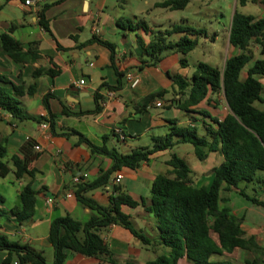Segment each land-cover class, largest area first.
I'll return each instance as SVG.
<instances>
[{
	"label": "crops",
	"instance_id": "crops-1",
	"mask_svg": "<svg viewBox=\"0 0 264 264\" xmlns=\"http://www.w3.org/2000/svg\"><path fill=\"white\" fill-rule=\"evenodd\" d=\"M53 1L34 0L35 4L30 6L20 0L6 3L0 0V32L14 26L11 35L21 42L24 50L36 41L39 56L33 62L24 64L0 56V74L15 84L34 86L32 94L19 97L25 118H13L0 110V138L7 151L3 160L7 158L8 161L10 155L17 153L27 138H32L40 147L39 151L32 147L37 155L30 164L36 170L31 183L36 191L35 211L22 221L5 213V210L20 204V189L30 179L23 175L18 179V186L12 190L8 188L6 195L0 192L3 198L0 200V232L11 240L40 251L45 261L50 263L52 246L47 239L50 222L66 214L85 222L92 213L75 198L74 184L95 179L114 163L110 156L91 151L86 142L70 133L71 130L81 133L94 146L104 145L117 155H123L151 146L153 137L168 132L172 120L177 125L195 126L197 133L203 135L212 124L211 118L220 120L228 112L222 95L214 94L193 106L191 111L176 108L177 100L185 96L178 93L170 76L189 77L198 61L190 64L186 59V65L181 66L179 58L182 55L174 49H164L156 60L145 55L143 48L154 38V33H145L140 28L125 30L117 25V20H128L132 16V12L127 10L128 0H62L52 3L45 11L48 33L37 25L36 12L39 4ZM36 2H39L38 5ZM156 3L152 6L155 7ZM132 17L136 20V16ZM228 30L226 45L231 52L229 57L239 50L229 44ZM93 37L114 45L113 62L110 50L97 40L84 44ZM178 37L179 34H172L167 39L175 41ZM253 52L254 58L260 57L255 54V49ZM226 58L223 57L218 66L221 69ZM48 68L55 70L53 76L45 73L36 77L32 75L36 69L45 71ZM246 68L240 73L241 80L245 78ZM115 70L122 73L120 82ZM127 75L138 80L135 86H130ZM79 80H83V83L79 84ZM259 81L262 86L261 100L255 101L257 105H254L264 111V74L259 76ZM103 83L111 89L101 87ZM159 89L163 90L161 97L143 102L145 96ZM95 92L101 97L99 112L79 117L61 113L63 106L71 111L92 110L96 105L93 97ZM109 92L113 93V97L109 96ZM44 95H48V106L43 104ZM157 101L161 103L160 106L155 105ZM50 114L53 115L52 123L49 121ZM200 123L202 131L198 129ZM119 133L123 139L119 138ZM186 143H178L168 151L158 152L136 168L122 166L110 174L106 185L84 193L98 204L106 205L109 196L114 194L113 187L117 185L121 192L138 203L135 207L122 205L120 209L129 216L134 228L140 230L149 241L142 243L120 225L107 226L100 233L115 260L144 264L150 259L147 258L152 245L156 248L161 245L154 217L145 211L143 204L149 203L150 187L155 175L170 168L166 164L169 153ZM222 160L219 151H210L203 160H199L200 166L195 169L189 166L194 185H207L210 181L209 170ZM116 174L121 175L118 183L113 182ZM240 187H244L246 193L249 187L253 194L248 195L264 200V185L241 183ZM10 192H13V197L8 195ZM220 196L226 200L235 218L240 220L243 237L253 239L260 249L235 248L231 252L211 255L210 261L264 264V206L251 201L235 188L222 190ZM49 198L51 202L47 203ZM5 256L6 252L0 250V264H3ZM255 257L257 260H252ZM99 260L105 259L68 251L64 264H97ZM177 264L191 263L180 259Z\"/></svg>",
	"mask_w": 264,
	"mask_h": 264
},
{
	"label": "trees",
	"instance_id": "trees-1",
	"mask_svg": "<svg viewBox=\"0 0 264 264\" xmlns=\"http://www.w3.org/2000/svg\"><path fill=\"white\" fill-rule=\"evenodd\" d=\"M2 1L6 3L10 0ZM59 1L62 0L39 5V2H36L39 7L36 23L48 33L45 11L52 3ZM187 3L188 0H163L157 2L155 7L174 10L185 7ZM238 3L244 5L246 0H238ZM126 21L127 25L124 21L117 20V25L125 30L140 28L145 33H154V38L143 48L145 55L156 60L164 49H174L182 55L179 58L181 66L186 65L185 55L195 47L197 35H206L204 28L195 29L182 24H173L168 29L152 30L145 21ZM13 27L9 26L6 31L0 32V56H5L17 64L33 62L39 57L36 41L24 50L21 42L11 35ZM172 34H179V37L175 41L168 40ZM93 40L97 39L93 37L84 44ZM97 41L110 50L113 62L114 45L105 40ZM228 42L239 52L227 57L222 69L198 61L189 77L170 76L177 86L178 93L185 96L175 104L180 110L191 111L193 106L208 99L211 94L222 95L228 112L220 120L211 118L212 124L206 128L203 135L197 133L195 126L177 125L172 120L168 132L153 137L151 146L138 148L123 155H117L104 145L94 146L81 133L71 130L70 133L77 135L78 140L86 142L91 151L110 156L114 160L112 167L101 171L95 179L73 186L77 201L92 211L90 217L85 222H80L66 214L50 222L47 239L52 246L51 263L45 261L40 251L11 240L0 232V250L6 252L2 263L10 264L16 258L21 264H64L67 252L71 251L105 259L99 260L97 264H134L131 261L115 260L100 232L111 224H117L129 230L142 243H148L147 237L134 228L129 216L120 209L122 205L135 207L138 203L128 194L121 192L117 185L113 187L114 194L109 196L106 205L98 204L84 193L106 185L110 174L116 169L122 166L136 168L154 154L168 151L183 142L193 146V152L199 160H203L210 151H219L223 160L209 170V183L197 186L193 183L188 163L175 153H169L166 164L170 168L155 175L150 187L149 203L143 204L145 211L154 217L157 237L161 244L169 248V252L167 256L157 255L151 260H146L144 264H177L180 259H185L191 264H230L227 261H210V256L231 252L235 248L252 247L255 251L259 250L253 239L243 237L240 220L231 213L220 192L235 188L251 201L264 206V200L248 195L245 188L240 187L241 183L264 185V111L254 105L255 101L261 100L262 86L259 76L264 74V56L261 57L264 54V15L242 14L235 9L230 20ZM253 44L259 48L260 57L254 58ZM246 66L245 78L241 80L240 73ZM115 71L120 82L122 73ZM41 73L53 76L55 70L36 69L32 75L36 77ZM102 86L111 89L106 83L101 84ZM33 91L34 86L15 84L0 74V110L13 118H25L19 97L32 94ZM162 91L159 89L148 94L143 102L148 103L161 97ZM93 97L96 105L92 110L71 111L63 106L61 113L77 117L97 113L100 110L101 97L97 92ZM47 98L48 95H44L42 99L45 106H48ZM49 121H53L52 114ZM34 145L35 141L27 138L17 153L10 155L9 160L5 161L3 159L7 156V151L4 141L0 140V176L4 177L12 171L17 179L23 175L30 178L20 189V204L5 210V213L12 215L17 221L31 217L35 211L36 191L31 183L36 170L30 166L37 155L32 151ZM0 200H3L2 196ZM247 264L252 263L249 261Z\"/></svg>",
	"mask_w": 264,
	"mask_h": 264
},
{
	"label": "rangeland",
	"instance_id": "rangeland-1",
	"mask_svg": "<svg viewBox=\"0 0 264 264\" xmlns=\"http://www.w3.org/2000/svg\"><path fill=\"white\" fill-rule=\"evenodd\" d=\"M159 1L163 0H128L127 10L132 12V16H136L137 21H145L147 25L155 29H168L173 24L187 25L195 29L204 28L206 35L198 34L195 47L185 56L190 64L203 61L219 66L222 58L228 57L231 52L227 50L226 45L227 30L235 9L242 14L264 15V0H246L244 5H240L238 0H188L185 7L174 10L152 6ZM132 16L128 20L136 21ZM123 21L125 25L128 24L126 19H123ZM252 47L256 51L255 54H259V48L254 44ZM3 58L10 60L5 56ZM254 104L257 105V103ZM201 127L202 124L200 123L198 126L199 131H202ZM172 152L185 159L191 168L195 169L198 165L200 166V161L195 156L191 144L179 145V147L173 148ZM15 186H18V179L12 172H9L5 177L0 176L1 193L6 195L5 192L8 191V188L12 190ZM247 189V193L253 194L249 187ZM8 195L13 197V192ZM168 252L169 248L163 244L157 248L152 245L147 259L150 258L149 260H151L157 255L167 256ZM136 263L134 262V264Z\"/></svg>",
	"mask_w": 264,
	"mask_h": 264
},
{
	"label": "built area",
	"instance_id": "built-area-1",
	"mask_svg": "<svg viewBox=\"0 0 264 264\" xmlns=\"http://www.w3.org/2000/svg\"><path fill=\"white\" fill-rule=\"evenodd\" d=\"M24 4H25V5H30V6H32V5L35 4V2H34V0H24ZM127 78H128L129 81H130V86H135L136 83L138 82V80H137L136 78H133L131 75H127ZM78 83H79V84H82V83H83V80H79ZM109 96L113 97V93H112V92H109ZM155 105H156V106H160L161 103H160L159 101H157V102H155ZM43 126H45V125H43ZM119 138L123 139L124 137H123V135H121V134L119 133ZM34 150H35V151H39V150H40V147H39L38 145L35 144V145H34ZM120 179H121V175H120V174H116V175L114 176L113 182H114V183H118V182L120 181ZM74 180L77 181V178L75 177ZM46 201H47V203H49V202H51V199L49 198V199H47ZM10 264H21V263L19 262L18 259L15 258V259H13V260L10 262Z\"/></svg>",
	"mask_w": 264,
	"mask_h": 264
},
{
	"label": "water",
	"instance_id": "water-1",
	"mask_svg": "<svg viewBox=\"0 0 264 264\" xmlns=\"http://www.w3.org/2000/svg\"><path fill=\"white\" fill-rule=\"evenodd\" d=\"M26 264H28V263H26Z\"/></svg>",
	"mask_w": 264,
	"mask_h": 264
}]
</instances>
